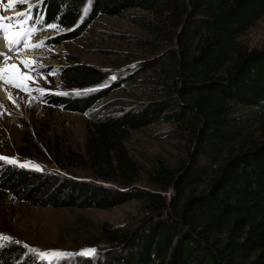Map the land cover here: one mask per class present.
I'll return each mask as SVG.
<instances>
[{"label":"trees","instance_id":"16d2710c","mask_svg":"<svg viewBox=\"0 0 264 264\" xmlns=\"http://www.w3.org/2000/svg\"><path fill=\"white\" fill-rule=\"evenodd\" d=\"M168 2L185 27L162 67L160 98L102 114L99 100L121 84L110 82L107 69L80 61L57 67L62 89L41 96L89 117L84 152L57 148V165H78L124 187L0 162V193L54 207L110 209L140 200L146 216L128 228L103 223L108 250L85 264H264V48L239 41L264 16V0H49L47 22L62 32L45 44L75 40L100 14ZM239 109L248 115L237 116ZM158 121L180 122L192 144L176 168L147 170L152 185L171 187L169 196L133 185L139 167L127 146L132 130ZM255 123L260 132L252 131ZM24 254L21 245L0 243V264H34Z\"/></svg>","mask_w":264,"mask_h":264},{"label":"rangeland","instance_id":"374dc122","mask_svg":"<svg viewBox=\"0 0 264 264\" xmlns=\"http://www.w3.org/2000/svg\"><path fill=\"white\" fill-rule=\"evenodd\" d=\"M48 1L27 0L26 3L17 2L15 6L26 4L28 8L38 9ZM3 4L8 13L17 10H12L9 0H3ZM184 27L183 14L177 13L174 4L169 2L155 4L150 9L131 7L119 15L100 14L75 40L45 46L35 52L34 62L30 65L35 67L33 71L24 64L17 69L28 77L23 89L7 85L8 96L5 99L0 96V156L14 158L16 163L11 164L18 166L31 161L39 169L31 165L27 168L61 170L78 179H92L114 188L124 187L119 182L94 178L89 170L78 165H67L63 169L57 165V148L66 154L73 150L84 152L89 117L53 107L41 96L62 89L57 67L80 61L107 69L110 82L121 84L99 100L96 110L102 114L118 113L138 103L158 99L165 86L162 67ZM61 32L62 29L49 26L40 39L46 40ZM239 41L249 50L263 49L264 16L242 34ZM236 115L245 116L248 111L239 109ZM252 127V131L260 132L257 123ZM24 130L29 131L34 143L24 137ZM190 142L189 135L177 121H158L132 130L127 146L139 167L133 185L169 196L171 187L164 189L152 185L147 170L161 163L176 168L192 148ZM200 161L206 163L203 157ZM145 216L144 204L136 199L110 209L54 207L35 206L12 193H0V234L11 237L9 240L0 238V243L21 245L25 250L21 259H33L34 264H85L95 262L108 250L99 235L103 223L128 228ZM84 249H95L96 253L75 255ZM50 250L74 255L57 260L40 259L41 252Z\"/></svg>","mask_w":264,"mask_h":264},{"label":"snow or ice","instance_id":"6c2138e0","mask_svg":"<svg viewBox=\"0 0 264 264\" xmlns=\"http://www.w3.org/2000/svg\"><path fill=\"white\" fill-rule=\"evenodd\" d=\"M2 2H3V0H0V3H2ZM17 2L26 3L27 0H9V6L14 7ZM5 10L7 11L8 9L6 8ZM18 15H24V13L21 12V13H18ZM2 19H4V17H0V20H2ZM27 78L28 77L26 75H24V74L20 73L18 70H16L15 65L6 66L5 68H0V79L4 80L6 83H11L16 87H20L23 89L24 81ZM40 91L42 92L43 90L41 89ZM0 160L6 161L8 163H16L14 158H10V157L0 156ZM29 165L39 169V166L32 164L31 161L27 162L26 164H21L20 166L21 167H27ZM0 238H3L5 240L11 239V237L5 236L3 234H0ZM33 251H35V250H33ZM95 253H96L95 249H84L80 253H77L75 255H93ZM71 255H74V254L65 253V252H61L58 250H50L49 252H41L39 254V257H40V259L57 260V259H64L65 257L71 256Z\"/></svg>","mask_w":264,"mask_h":264},{"label":"bare ground","instance_id":"6f19581e","mask_svg":"<svg viewBox=\"0 0 264 264\" xmlns=\"http://www.w3.org/2000/svg\"><path fill=\"white\" fill-rule=\"evenodd\" d=\"M35 55L36 53L34 52V54L17 56L15 58L10 59L2 68H5L6 66L15 65L16 70H17L22 64H24L26 67H29L34 62L33 56ZM2 81L3 80L1 79L0 80V96L5 99L8 96L9 87L7 85H4Z\"/></svg>","mask_w":264,"mask_h":264}]
</instances>
